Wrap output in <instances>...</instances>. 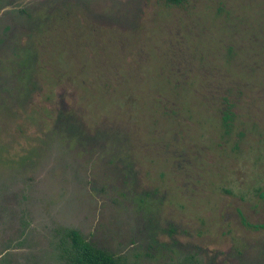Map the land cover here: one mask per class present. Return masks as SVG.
Instances as JSON below:
<instances>
[{"label": "rangeland", "instance_id": "1", "mask_svg": "<svg viewBox=\"0 0 264 264\" xmlns=\"http://www.w3.org/2000/svg\"><path fill=\"white\" fill-rule=\"evenodd\" d=\"M217 69L246 84L227 135L196 93ZM241 217L264 223V0H0V264H68L67 228L123 264H264Z\"/></svg>", "mask_w": 264, "mask_h": 264}, {"label": "trees", "instance_id": "2", "mask_svg": "<svg viewBox=\"0 0 264 264\" xmlns=\"http://www.w3.org/2000/svg\"><path fill=\"white\" fill-rule=\"evenodd\" d=\"M167 5H181L184 0H163ZM218 11L223 10L220 6L216 8ZM226 28V24H223ZM253 31V26L251 28ZM229 49V48H228ZM231 60L226 57V60H222L223 68L227 69L225 65H229ZM222 64V63H221ZM60 73V72H59ZM168 78L172 81L174 85H191L190 79L187 82V78L180 76L182 72H169ZM63 74V73H61ZM60 74V75H61ZM214 79L211 81L208 74L201 71L198 90L196 91L200 102L203 107L207 110H216L220 114V124L222 127V132L227 135L234 125V119L236 117L235 109L238 107L242 100V96L245 93L246 84L240 85V83H235L230 78H228V73L226 71L223 73L218 69L213 72ZM50 79V78H49ZM58 79V78H57ZM50 89V88H49ZM166 101V100H165ZM164 105V104H163ZM165 108V106H163ZM166 111L170 112L168 108ZM172 112V111H171ZM176 113V110H175ZM174 113V114H175ZM241 223L250 228H264V223L260 224H250L243 220L241 217ZM65 236L69 239V246L64 248V252L72 264H123L120 258L114 257L111 254L97 249L90 245L88 242L84 241L80 235L73 229H66ZM189 264H197L196 262H190Z\"/></svg>", "mask_w": 264, "mask_h": 264}, {"label": "flooded vegetation", "instance_id": "3", "mask_svg": "<svg viewBox=\"0 0 264 264\" xmlns=\"http://www.w3.org/2000/svg\"><path fill=\"white\" fill-rule=\"evenodd\" d=\"M45 120V119H44ZM67 229H70V228H67ZM66 230V229H65ZM73 230H75V229H73ZM79 235H80V233L77 231V230H75ZM80 237L82 238V236L80 235ZM83 239V238H82ZM84 241H86L85 239H83ZM86 242H88V241H86ZM69 239L67 238V236H65V232H64V245H63V247L61 248V257L62 258H64V260H65V262H67L68 264H72L70 261H69V259L67 258V256H66V254H65V252H64V248L65 247H68L69 246ZM89 243V242H88ZM90 244V243H89ZM90 245H92V244H90ZM93 246V245H92ZM94 247V246H93ZM95 248H97V247H95ZM97 249H99V248H97ZM100 250H102V249H100ZM102 251H104V250H102ZM106 252V251H105ZM108 253V252H107Z\"/></svg>", "mask_w": 264, "mask_h": 264}]
</instances>
